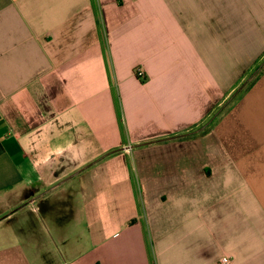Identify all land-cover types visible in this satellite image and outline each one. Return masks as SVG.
Instances as JSON below:
<instances>
[{"label":"crops","instance_id":"0c3cea01","mask_svg":"<svg viewBox=\"0 0 264 264\" xmlns=\"http://www.w3.org/2000/svg\"><path fill=\"white\" fill-rule=\"evenodd\" d=\"M263 59L264 0H0V264H264Z\"/></svg>","mask_w":264,"mask_h":264},{"label":"trees","instance_id":"16d2710c","mask_svg":"<svg viewBox=\"0 0 264 264\" xmlns=\"http://www.w3.org/2000/svg\"><path fill=\"white\" fill-rule=\"evenodd\" d=\"M263 61H264V59L261 60V62H260V63L256 66V68L253 70V72H254L258 67H259V69H258L255 73H253V72L251 73V74H253L254 76L252 75L253 77H251V78L249 79V81H248V83H247L248 86L251 85V84H253V83L258 79L259 75L261 74L262 70L264 69V66L260 68V66H261V64H262ZM251 74H249V76H250ZM247 79H248V77H247ZM247 79H246V80H247ZM246 80H245V81H246ZM245 81H244V82H245Z\"/></svg>","mask_w":264,"mask_h":264},{"label":"built area","instance_id":"2783aa9c","mask_svg":"<svg viewBox=\"0 0 264 264\" xmlns=\"http://www.w3.org/2000/svg\"><path fill=\"white\" fill-rule=\"evenodd\" d=\"M137 74H138L139 77H143V76H144V72H143L141 69H138V70H137ZM222 262H223V264H226V263L228 262V258H225V257H224V258L222 259Z\"/></svg>","mask_w":264,"mask_h":264},{"label":"water","instance_id":"95a60500","mask_svg":"<svg viewBox=\"0 0 264 264\" xmlns=\"http://www.w3.org/2000/svg\"><path fill=\"white\" fill-rule=\"evenodd\" d=\"M263 63H264V62H263ZM263 63L261 64V66L263 65ZM261 66H260V67H261ZM252 75H253V74H252ZM249 79H250V78H249ZM242 87H243V86H241V88H242ZM223 107H224V106H223ZM221 109H222V108H221ZM221 109H220V110H221ZM217 113H218V112H217ZM217 113H215V114L212 116V118L207 122V124L211 123V122L214 120V118L216 117ZM203 127H205V126H203ZM203 127H202V128H203Z\"/></svg>","mask_w":264,"mask_h":264},{"label":"rangeland","instance_id":"374dc122","mask_svg":"<svg viewBox=\"0 0 264 264\" xmlns=\"http://www.w3.org/2000/svg\"><path fill=\"white\" fill-rule=\"evenodd\" d=\"M253 76H254V75H253ZM253 76H252V77H253Z\"/></svg>","mask_w":264,"mask_h":264}]
</instances>
